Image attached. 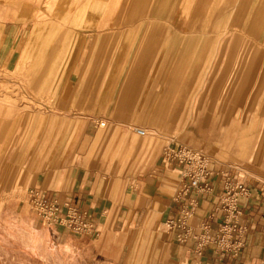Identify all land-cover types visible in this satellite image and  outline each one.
Segmentation results:
<instances>
[{
	"label": "rangeland",
	"instance_id": "rangeland-1",
	"mask_svg": "<svg viewBox=\"0 0 264 264\" xmlns=\"http://www.w3.org/2000/svg\"><path fill=\"white\" fill-rule=\"evenodd\" d=\"M0 18L21 23L25 38L12 72L0 78V264H158L171 256V246L160 247L155 232L119 209V197L104 216L91 215L87 234L34 218L27 195L39 185L30 172L36 139L68 128L47 113L69 106L67 93H74L67 90L87 67L97 99L139 109L120 140H104V118L103 126L84 125L90 139L80 149L115 162L109 174L116 180L135 175V166L128 172L130 152L151 159L182 143L264 190V0H0ZM111 58L149 76L113 69L111 61L98 65ZM135 126L147 133L136 134ZM244 129L255 141L250 158L231 145ZM169 169L181 179L179 165Z\"/></svg>",
	"mask_w": 264,
	"mask_h": 264
},
{
	"label": "crops",
	"instance_id": "crops-1",
	"mask_svg": "<svg viewBox=\"0 0 264 264\" xmlns=\"http://www.w3.org/2000/svg\"><path fill=\"white\" fill-rule=\"evenodd\" d=\"M23 31L21 23L16 20L0 18V73L3 74L1 79L6 78L5 73L12 72L18 46L25 43L22 42L25 39L21 36ZM144 55L148 60L156 61L147 54ZM105 61L108 62H98V65L112 62L113 69L119 66L129 72L138 70L142 77L149 76L141 74L140 69L132 70L122 66L119 59L111 58ZM88 68L79 74L80 82L67 90L74 93L73 100V96L67 93L69 106L51 108L47 113L56 122L65 124L68 128L59 134L47 132L36 139L35 161L30 167V172L32 183L39 185H33L31 190L40 189L48 197H53L61 203H76L90 217L92 214L97 217L104 216L107 207L117 205L119 197V209L121 206L128 209V219L134 225L138 224L155 232L160 247L163 248L165 244L171 246L170 258L166 262L158 261V264H259L264 261V190L256 183L249 182V194L239 199V222L243 231L231 235L233 239L237 237L241 240L243 246L236 254L231 251L223 254L217 244L201 246L198 241L204 224L216 231L222 222L223 214L218 206L223 192V176L219 174L215 178L213 190L210 192L191 189L183 193L180 191L183 177L178 180L176 169H169L170 165L164 164V150L151 159L148 156L133 159L130 152L128 172L132 174L134 166L137 171L135 175L124 177V182L123 179L116 180V177L109 174L110 170L115 168V162L110 159L104 162L100 154H95L92 158L86 156L80 149L83 139H90L88 133H85L84 125H98L100 118H104L109 124L106 129L108 135L104 140H120L124 136L127 137L125 126L134 123L138 118L134 110H139L119 106L108 98L97 99L85 78ZM149 71L147 69L146 72ZM88 92L89 100L85 94ZM146 103L141 110L148 116L151 111ZM100 109H108V112L100 113ZM101 136V133L95 132L92 140L99 144L102 141ZM126 139L125 147H128ZM254 144L255 141L244 129L231 145L242 157L250 158ZM174 173L176 178L173 177ZM171 179L177 181L176 184L171 183ZM113 197L114 199H111ZM27 198L32 207L30 193ZM34 218L41 223L35 213ZM169 222L172 223L170 226ZM57 227L64 233L69 232L61 226ZM160 233L162 236H159Z\"/></svg>",
	"mask_w": 264,
	"mask_h": 264
},
{
	"label": "built area",
	"instance_id": "built-area-1",
	"mask_svg": "<svg viewBox=\"0 0 264 264\" xmlns=\"http://www.w3.org/2000/svg\"><path fill=\"white\" fill-rule=\"evenodd\" d=\"M104 124V121L98 123L100 126ZM133 130L138 135L147 133V129L141 126H135ZM163 162L181 167L183 178L180 191L183 193L191 189L197 192H210L213 190L215 178L219 174L223 176V192L218 206L223 214L222 222L216 231H212L208 224H204L198 241L201 246L217 244L223 254L228 251L234 254L239 252L243 242L237 237L233 239L231 235L243 231L239 222L241 213L239 199L249 194V182L220 171L209 154L187 144L175 143L167 146L163 152ZM30 203L43 224L61 226L77 234H87L94 230L91 217L76 203H61L53 197H48L40 189L30 191ZM171 224L169 222V226Z\"/></svg>",
	"mask_w": 264,
	"mask_h": 264
}]
</instances>
